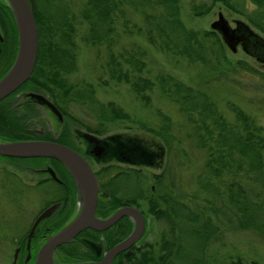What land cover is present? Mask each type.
<instances>
[{
	"label": "trees",
	"instance_id": "trees-1",
	"mask_svg": "<svg viewBox=\"0 0 264 264\" xmlns=\"http://www.w3.org/2000/svg\"><path fill=\"white\" fill-rule=\"evenodd\" d=\"M29 1L39 37L36 67L27 82L33 90L47 96L84 130L99 136L112 124L130 121V115L115 102L99 101L92 84L70 80L78 69V38L87 45L105 47L109 79L129 85L146 105L151 103L155 91L175 103L190 125L191 144L205 152L196 195H184L178 190L171 167H165L162 174L154 176L155 191H144L143 199L148 200L149 212L164 220L168 229L162 234L159 254H145L140 264H210L207 248L219 238L222 228L264 236V127L232 103L229 108L234 117L229 120L207 91L187 85L170 74H158L154 79L148 76L149 53L139 44L120 52L116 46L121 34L143 36L158 51L185 59L189 64L205 66L218 74L219 79L235 86H243L242 77L260 74L258 70L243 60L232 62L215 31L187 29L181 19V0H80L78 9H73L70 0ZM245 1L247 4V0H213V5L223 2L232 11L245 14L237 6L238 3L245 5ZM249 2L258 12L247 19L264 34V0ZM130 11L142 18V25L131 23L127 18ZM193 11L203 16L210 8L196 5ZM0 27L5 33H15L13 50L16 55L19 49L17 24L6 0H0ZM75 108L85 110L83 118L73 112ZM37 114L39 117V112ZM158 115L162 126L158 131H150L161 139L164 148L152 150L140 140H125L116 135L113 138L117 162L151 167L163 158L165 150L168 155L172 152L173 122L161 111ZM38 122H42L41 119ZM25 127L22 118L8 115L0 108V139L4 142L51 140L49 135L33 137L26 133ZM123 147L129 148L130 153ZM128 158L132 162H127ZM52 163L60 166L56 160ZM64 171L62 168L59 174L62 179H68L71 194L75 196L73 182ZM114 172L117 175L110 180ZM137 173L136 170L104 168L99 174L102 195L99 203H109L108 197L122 193L126 200L135 204L139 197L129 195L128 189L115 181L119 179L123 183L131 176L136 178ZM52 203L50 201L46 207ZM68 247L63 248L64 252L73 256Z\"/></svg>",
	"mask_w": 264,
	"mask_h": 264
},
{
	"label": "rangeland",
	"instance_id": "rangeland-1",
	"mask_svg": "<svg viewBox=\"0 0 264 264\" xmlns=\"http://www.w3.org/2000/svg\"><path fill=\"white\" fill-rule=\"evenodd\" d=\"M70 1L73 9H78L81 5L80 0ZM213 3V0H181V19L186 28L201 32L213 31L211 28L212 23L218 20L220 13H223L232 27H235L236 21L241 20L264 37V34L247 19L248 16L252 14L254 16L258 12L256 11L257 8L250 4L249 0H247V4L245 1V5L242 3L237 5L242 10L241 12L245 11V14L244 12L241 14L232 11L223 2H217L216 5H213ZM196 5H206L210 8V12L203 16H198L193 11ZM127 18L131 23L142 25V18L137 14L135 15L132 11L128 13ZM135 44H139L149 53L148 70L150 75L148 76L154 79L158 74H170L187 85L207 91L217 103L220 111L229 120L234 117L229 108V104L232 103L240 107L248 115L256 119L260 126L264 127V66L245 54L241 48H239L238 53L234 54L226 47L229 59L232 62L241 60L248 62L260 74L257 73L254 76L245 75L242 77L243 86H235L230 84V82L219 79L218 74L211 72L205 66L189 64L185 59L173 58L158 51L143 36L121 34L116 50L120 52L131 48ZM78 47V69L76 73L70 76L71 82L92 84L96 89V96L99 101L103 103L115 102L131 118L130 121L110 125L105 134L98 135L100 139L105 140L109 136L121 135L125 140H140L152 150L159 151V148H164V143L150 131H158L162 126V119L159 117L158 112L161 111L168 115L173 122L171 128V134L174 137L173 150L169 155L165 150L163 158L157 160V162H163L161 169L156 167H137V169H134V167L122 166L123 169H139L137 178L131 176V179L125 183L128 193L135 192L139 187L144 191H151L153 187L156 190L154 176L162 174L164 167H171L173 170L171 174L176 177L178 190L184 195H196L198 192L197 178L204 167L205 152L196 149L191 144L188 137L191 128L186 118L180 113L179 107L170 100L163 98L158 91L152 94L149 105L144 104L136 97L129 85L109 79L105 68L107 56L105 47L87 45L80 38H78ZM29 89L32 91L31 88ZM40 110L37 109L40 116L38 117L37 114L34 129L40 135L46 134L48 136V134H52L56 137L60 133L59 125L53 122L45 110H42V113ZM84 111L83 108H75L73 112L83 118ZM39 119L42 122L39 123ZM26 165L23 162L0 159V232H5L0 234V264H12L15 248L8 241L7 237L12 234L8 233L9 229H5L7 223L5 218L10 219V223H7L8 228L10 226L14 228L15 218L13 217V212L16 209L21 212H27L26 219H29L33 215L40 213L47 203L59 196L57 187L54 186H48L46 189L36 190L35 192L34 190L28 191V187L34 184V179L30 174L23 173L18 169L19 167L26 168ZM100 168L101 166L95 165L96 170ZM146 201L141 202L144 210L148 205V200ZM148 218L149 224L144 243L150 249L147 254L156 256L160 252L159 244L162 234L168 228L166 222L160 220L154 213L149 212ZM206 254L211 262L210 264H228L237 261H241L242 264H251L253 262L264 264V236L251 231L222 228L219 238L208 246Z\"/></svg>",
	"mask_w": 264,
	"mask_h": 264
},
{
	"label": "flooded vegetation",
	"instance_id": "flooded-vegetation-1",
	"mask_svg": "<svg viewBox=\"0 0 264 264\" xmlns=\"http://www.w3.org/2000/svg\"><path fill=\"white\" fill-rule=\"evenodd\" d=\"M0 34L3 37V41L0 40V81L11 71L17 54L13 50L15 43V33H5V31L0 27ZM8 39V42L6 41ZM261 65V64H260ZM264 66V65H263ZM29 82V81H28ZM30 85L25 83L17 91L12 93L6 99L0 102V108L5 111L8 115H13L17 118H22L25 123L26 133L32 134L33 137H46L45 134H38L37 130L34 129L36 120H37V109L45 110L53 122L56 125H59L60 133L55 137L52 134H48L51 137L49 141H56L62 139L60 144L71 147L76 152H78L92 167L100 187L99 174L106 167H115L118 169H123L122 166L127 167H137L130 165L125 162H117V155L115 152V140L113 136L105 138V141L108 143V149L106 151L105 157L100 159L95 153V148L93 145L88 143L84 138L85 133H90L99 137L96 134L84 130L81 125H79L74 120H70L69 117L61 111L63 119L60 121L57 116H55L51 111L41 106H38L30 97V93H37L35 90L32 91L29 89ZM0 141H3L0 139ZM42 159L43 161H35L34 159H15L7 158L9 161L23 162L26 163V168L19 167L18 169L23 173H28L34 179V184L28 187V191L42 190L46 189L48 186L57 187L59 196L56 199L52 200L50 206L45 207L40 213L33 215L29 219H26L27 212H21L19 209H16L13 213L15 225L14 228L11 226L8 228L10 223L9 218L7 220L5 229L8 230V233L12 235L8 236V241L14 245V253L12 257V264H35L38 259L39 252L46 242L54 235L61 232L63 229L67 228L72 224L79 216L82 209V202L80 200L79 191L76 185V181L70 171L63 164L52 163L53 159ZM33 160V161H28ZM57 161V160H56ZM28 162V163H27ZM58 162V161H57ZM163 162H156L151 167L162 168ZM95 165L101 166L100 169L96 170ZM150 167V168H151ZM52 168L58 178L55 179L51 173L48 172V169ZM65 169L66 174L69 175L70 181L73 182L75 188V196L71 194L70 183H67L68 179H62L59 174L60 171ZM165 168V167H164ZM163 168V169H164ZM133 169V170H134ZM125 170H130L125 168ZM139 170V169H138ZM136 170V171H138ZM63 175V173H62ZM117 173L110 174V180L116 177ZM137 178V177H136ZM121 180H116L115 183L123 185L128 179L124 180L125 182H120ZM61 186V187H60ZM152 191H155V187L152 188ZM129 195L136 194L137 202L132 204L122 193L116 197H108L109 203L100 204L101 194L99 191L98 205L96 209V217L100 221H104L112 217L117 211L125 207H133L140 211L143 216L145 228L144 233L140 240L133 245L130 249L118 254L112 264H140L143 256L148 253L150 249L145 245V237L147 234V227L149 224V210L146 207L144 210L141 206V202H144V190L137 188L135 192L128 193ZM18 202V201H17ZM147 202V201H146ZM58 204L56 211L49 217L44 218L40 221L36 227L34 233L31 235L32 229L37 222L38 218L44 213V211L53 205ZM100 205V206H99ZM136 227V221L129 216L122 217L114 225L106 230H95L92 228H87L82 231L72 242L64 244L54 252L53 260L55 264H77V263H99L104 260L108 253L114 249L117 245L124 242L130 235L133 233ZM27 229V230H26ZM26 230V231H25ZM4 231V229H3ZM25 231V232H24ZM5 233V232H3ZM0 232V234H3ZM6 236V235H5ZM3 241V239H2ZM73 253V256H68L64 252L65 247Z\"/></svg>",
	"mask_w": 264,
	"mask_h": 264
},
{
	"label": "water",
	"instance_id": "water-1",
	"mask_svg": "<svg viewBox=\"0 0 264 264\" xmlns=\"http://www.w3.org/2000/svg\"><path fill=\"white\" fill-rule=\"evenodd\" d=\"M13 12L18 36L19 49L16 61L11 71L0 81V102L17 91L27 83L35 70L39 37L35 15L29 0H6ZM211 28L219 34L225 46L234 54L238 53L239 48L254 59L258 64L264 65V37L255 32L250 25L238 20L235 27L219 14L218 20L212 23ZM0 40L3 37L0 34ZM31 99L43 108L51 111L61 121L63 119L58 107L45 95L40 93H30ZM84 138L94 146L98 158L105 157L108 149L107 141L90 133H85ZM130 153L129 148L123 147ZM0 157L15 159H53L57 160L70 171L73 175L79 191L82 209L78 218L63 229L58 234L52 236L39 252L35 264H55L53 260L54 252L58 247L72 242L82 231L87 228L95 230H106L119 221L122 217L129 216L136 221L133 233L124 242L112 249L102 262L99 263H77V264H112L116 256L135 245L144 233L145 223L139 210L133 207H125L117 211L107 220L100 221L96 217V209L99 199V183L90 164L74 149L56 141L47 140H24V141H0ZM127 162H132L129 158ZM48 172L58 180L54 170ZM58 204L46 209L35 223L31 235L41 220L51 216Z\"/></svg>",
	"mask_w": 264,
	"mask_h": 264
}]
</instances>
